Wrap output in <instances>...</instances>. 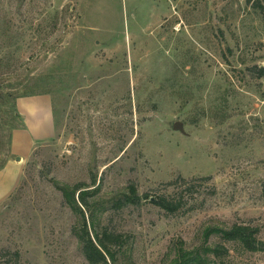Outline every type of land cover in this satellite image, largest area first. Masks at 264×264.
Segmentation results:
<instances>
[{
  "label": "rangeland",
  "instance_id": "1",
  "mask_svg": "<svg viewBox=\"0 0 264 264\" xmlns=\"http://www.w3.org/2000/svg\"><path fill=\"white\" fill-rule=\"evenodd\" d=\"M85 223L117 264H264L263 11L0 0V264H89Z\"/></svg>",
  "mask_w": 264,
  "mask_h": 264
},
{
  "label": "trees",
  "instance_id": "2",
  "mask_svg": "<svg viewBox=\"0 0 264 264\" xmlns=\"http://www.w3.org/2000/svg\"><path fill=\"white\" fill-rule=\"evenodd\" d=\"M249 3H253L257 9L264 12V0H247ZM133 196L130 202L140 200L135 189L132 188ZM81 191L80 187L75 189V193ZM74 195V200H75ZM157 204L162 209L169 213H176L180 210L181 205L176 202V198L173 199L167 196H160L157 199ZM80 203L84 208H89L90 204L85 197L80 199ZM92 233L89 230L87 223L84 224V230L78 233L79 240L81 242L83 253L88 260L89 264H117L116 256L111 249V245L116 244L119 248H122L123 236L99 233L94 227H92ZM231 235H234V239L243 240L249 243L248 239L253 238L252 235H247L246 231L237 227Z\"/></svg>",
  "mask_w": 264,
  "mask_h": 264
},
{
  "label": "crops",
  "instance_id": "3",
  "mask_svg": "<svg viewBox=\"0 0 264 264\" xmlns=\"http://www.w3.org/2000/svg\"><path fill=\"white\" fill-rule=\"evenodd\" d=\"M36 109H37V108L34 107V106H32V107L30 108L31 116H30V118H29L28 123L31 124V125L34 124V125L38 128L39 125H40V122H42V121H41V119H40L39 117L37 118V116H36V112H35ZM48 115H49V112L47 113V115L44 116V120H48V118H49ZM34 116H35V117H34Z\"/></svg>",
  "mask_w": 264,
  "mask_h": 264
},
{
  "label": "water",
  "instance_id": "4",
  "mask_svg": "<svg viewBox=\"0 0 264 264\" xmlns=\"http://www.w3.org/2000/svg\"><path fill=\"white\" fill-rule=\"evenodd\" d=\"M178 127V126H177Z\"/></svg>",
  "mask_w": 264,
  "mask_h": 264
}]
</instances>
